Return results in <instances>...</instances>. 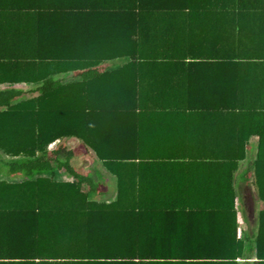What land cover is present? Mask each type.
I'll use <instances>...</instances> for the list:
<instances>
[{
	"label": "trees",
	"instance_id": "trees-1",
	"mask_svg": "<svg viewBox=\"0 0 264 264\" xmlns=\"http://www.w3.org/2000/svg\"><path fill=\"white\" fill-rule=\"evenodd\" d=\"M156 68H222L225 110L256 109L264 90L233 72L264 71V0H0V169L9 172L0 177V264H264V208L240 238L236 219L172 234L157 225L171 219L151 217L235 218L232 178L248 141L226 138L209 160L205 140L138 138L136 79ZM67 138L95 152L92 172L73 167ZM190 141L197 153H187ZM248 162L264 201V137ZM204 163L232 169L208 180ZM100 164L113 192L99 190Z\"/></svg>",
	"mask_w": 264,
	"mask_h": 264
},
{
	"label": "crops",
	"instance_id": "crops-1",
	"mask_svg": "<svg viewBox=\"0 0 264 264\" xmlns=\"http://www.w3.org/2000/svg\"><path fill=\"white\" fill-rule=\"evenodd\" d=\"M113 61L118 62L111 68L123 63L124 58ZM233 73L252 75V78L242 82L247 84L248 88L258 86L257 91L264 90L260 87L264 85V71L237 69ZM256 75L261 76L256 79L253 77ZM252 79L256 80V83L251 81ZM225 81V71L222 68L183 70L156 68L138 72L136 87L140 94V99L137 101L139 108L133 116L136 118V122L130 124L136 128L138 138L205 140L201 142L200 149L204 157L209 160L224 152L223 140L226 138L248 140L245 145L246 158L239 162L232 178L237 195L236 217L234 218L230 213L218 214L215 212H207L202 215L189 211H177L163 215L156 212L151 217L159 220L165 217L171 219L169 222L161 220L157 222L161 230L165 225L172 230V234L199 232L202 229L212 228L214 221L210 220L218 219H236L238 238L256 230L257 218L259 211L264 208V201L258 195L255 165L249 164L248 159L256 154L259 140L264 137V110L261 109L264 106V93H256L258 98L249 104H254L256 107L252 111L246 113L237 110L226 111ZM209 87L216 89L208 90ZM181 95L189 97L187 99L189 101L186 103L177 102L176 96L180 97ZM158 96H162V100H168L167 103L154 99ZM177 105L183 106L178 108L182 110V113L177 112ZM164 106L171 107L168 114L161 113ZM187 143L186 146L190 145L187 153H192V150L195 153L198 152V146L192 144L191 141ZM99 168L106 171L103 164H100ZM202 169L206 170L208 180L218 181L221 178L225 181L227 174L220 175L219 172L229 171L232 168L222 164H205ZM248 170L251 171L247 172ZM243 207L246 209L242 210ZM197 219L201 221L195 222Z\"/></svg>",
	"mask_w": 264,
	"mask_h": 264
},
{
	"label": "rangeland",
	"instance_id": "rangeland-1",
	"mask_svg": "<svg viewBox=\"0 0 264 264\" xmlns=\"http://www.w3.org/2000/svg\"><path fill=\"white\" fill-rule=\"evenodd\" d=\"M117 62H115V61L109 62L108 61L106 63H103V67L104 68H110L112 66H115V64H117ZM65 76H66L67 80H70L75 75L73 73L72 74L69 73ZM23 87L28 89V88H30V85H24ZM59 142L60 141L53 143L51 148H54L57 144H59ZM64 143L74 152V156H73L72 161H71L73 167L80 174L87 175L90 172H92V168H93V166L97 160V155L95 154V152L93 150H91L88 146H86L81 140H78L77 138H67L64 140ZM94 168H96V166H94ZM63 172H64V170L61 169V175L58 177H60L61 179H66V180L71 179V177L68 174L63 173ZM107 174H108V171H103V175H105V176L101 175V177H105V178H104V180H102L100 182L99 190L107 191L108 188H110V190L113 192L115 190V189H112V187L115 185L113 183L114 180H112L111 175H107ZM0 177L9 179V172L7 171V169H5V168L0 169ZM84 189L88 190V186L85 185ZM107 194L110 195V193H107ZM94 196H96V195H94ZM106 197H110V196H106Z\"/></svg>",
	"mask_w": 264,
	"mask_h": 264
}]
</instances>
